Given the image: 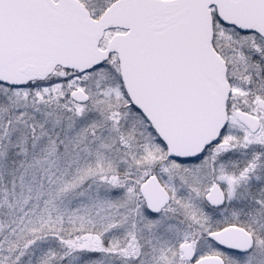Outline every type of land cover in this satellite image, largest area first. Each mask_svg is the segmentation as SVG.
<instances>
[{"label": "snow or ice", "instance_id": "obj_1", "mask_svg": "<svg viewBox=\"0 0 264 264\" xmlns=\"http://www.w3.org/2000/svg\"><path fill=\"white\" fill-rule=\"evenodd\" d=\"M0 264H264V0H0Z\"/></svg>", "mask_w": 264, "mask_h": 264}]
</instances>
